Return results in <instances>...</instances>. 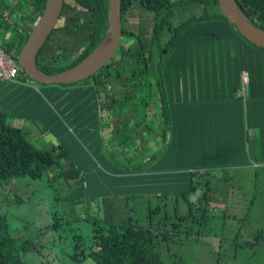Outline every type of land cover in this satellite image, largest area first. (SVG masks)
Here are the masks:
<instances>
[{
    "label": "trees",
    "instance_id": "1",
    "mask_svg": "<svg viewBox=\"0 0 264 264\" xmlns=\"http://www.w3.org/2000/svg\"><path fill=\"white\" fill-rule=\"evenodd\" d=\"M24 1L22 16H28V21L35 25L46 0ZM235 1L250 22L264 30V0ZM135 5L151 14L140 18L148 25L151 23L148 35L144 32L149 29L141 34V29L137 33L125 25L126 14ZM197 7L203 11L173 21L176 10ZM120 10V55L115 54L83 81H108L113 73L122 88L101 100L107 117L105 124L116 121L125 126L128 121H136L133 131L155 134L163 147L149 155V159L126 168L122 163L112 164L98 148L93 155L100 165H111L119 173L169 172L166 178L174 180L173 185L180 181L179 189H184L182 195L188 207V212L178 219L184 222L196 216L197 223L203 224L217 192L228 179L229 169L264 163V47L249 41L230 23L218 0H121ZM107 28L108 0H64L56 25L38 51L37 67L53 74L76 65L100 43ZM31 30L32 27L25 33L17 31L13 39L21 44L15 54L3 48L16 61ZM130 36L136 40L128 43ZM69 42L75 43L78 53L70 63L58 64L65 57L59 49ZM124 55L134 66L122 76L124 73L115 65ZM243 72L247 76L245 88ZM18 76L29 78L23 70ZM50 86L59 89L58 85ZM87 88L95 99V90ZM131 93L137 99L133 105H129ZM93 102L97 103L96 99ZM150 104L153 109H146ZM98 113L96 120L100 121ZM147 122H157V132L148 133ZM66 123L69 125L70 121ZM56 150L30 141L24 130L7 122V113L0 109V180L25 175L41 178L60 167L57 156L62 155V149L59 153ZM63 170L60 176L65 180L80 178L82 172L72 164ZM50 177L55 176L51 173ZM201 183L202 190L192 201L189 191ZM150 193L124 195L129 198ZM177 226L173 223L171 228ZM172 231L163 228L154 232L147 225L133 223L129 217L127 223L94 227L89 249L80 248L79 252L90 256L95 264H184L180 259L165 262L156 250L158 236L167 239ZM30 247L28 239L10 234L6 218L0 215V264H27L20 252Z\"/></svg>",
    "mask_w": 264,
    "mask_h": 264
},
{
    "label": "rangeland",
    "instance_id": "2",
    "mask_svg": "<svg viewBox=\"0 0 264 264\" xmlns=\"http://www.w3.org/2000/svg\"><path fill=\"white\" fill-rule=\"evenodd\" d=\"M25 7L24 3L19 5L21 10ZM196 11L202 12V7L176 10L174 13L176 18L173 21L176 22L177 18L184 19L192 13H197ZM126 15L125 25L129 29L137 33H140L141 29V34L149 29V32L145 31L144 34L150 33L151 23L148 25L145 19L142 21L140 19L151 15L144 7L135 5ZM135 40L136 38L130 36L128 43ZM75 50L76 45L71 42L64 49H59L62 51L60 54L65 57L61 58L58 64L70 63L78 53ZM11 53L15 54L14 51ZM116 66L124 73L121 75L125 76L134 65L130 63L128 56L124 55ZM111 69L115 70L113 67ZM108 78V81L104 82L81 80L52 84L58 85L59 89L66 88L60 96L68 95L66 101L72 100L76 94L81 96L78 100L80 103L87 99L89 93L85 92L84 88L91 86L95 90L97 94L95 111H99L102 131L100 140L92 146L82 141L77 131L74 132L67 126L66 121L69 118L56 109L55 116L66 130L59 135L53 129H46L45 122H38L37 126L40 129L45 128L42 137L45 143L37 138L39 131L31 120L24 121L11 116L7 118L11 125L22 128L27 138L37 146L50 150L55 147L56 153H59L60 149L65 152V156L60 154L57 156L60 167L43 174L41 178L25 175L0 180V215L6 218L12 236L31 242L28 250L20 252L21 258L27 264H39L43 261L56 264H95L90 256L79 252L80 248L89 249L93 228L97 225L107 227L111 223H121L119 217H113V221L109 218L103 219L102 201L108 196H114V193L104 192L105 189H109L105 184L108 182L106 178L100 179V175L95 174L93 170L94 174L88 179L90 185L86 189L82 187L80 178L65 180L60 176L66 167H70L71 164L77 166L82 162L86 168L92 170L90 166L93 163L97 172L98 170L104 172L105 169L93 155L96 148L112 164L122 163L126 168L129 164L139 162L142 146L148 144L146 143L148 141L144 143L142 141L144 135L137 133L135 129L133 131L132 126L136 121H128L124 123L125 126L116 121H112L110 126L105 124L107 117L105 109L101 107V100L107 99L110 94L122 88L113 73ZM36 85L40 87L42 83ZM132 94L129 96V105L137 102ZM151 105L145 108L153 109ZM125 113L127 117L129 112ZM57 120L55 118L54 122ZM113 122L116 123L114 127ZM147 124L148 133L157 132L160 127L157 122ZM258 164L229 169L228 179L217 192V197L208 209V220L203 224L197 223L196 216L188 217L184 222L178 219V216L188 212L182 195L184 189H179L182 186L180 181H176V188L173 185L157 194L151 192L127 198L128 216L133 223L147 225L154 232L162 231L163 228L173 230L169 238L163 239L160 234L157 239L156 250L165 262L180 259L184 264H264V166L263 163ZM51 173L54 174V178L50 177ZM168 181L174 184V180ZM202 186L201 183L189 191L188 197L192 201L196 199ZM90 188L101 190L91 196L87 194ZM127 193L139 194L138 191L132 190ZM124 207V203L120 204L118 211H123ZM125 221L129 222V218L123 220L127 223ZM173 223L178 224L177 229L171 228Z\"/></svg>",
    "mask_w": 264,
    "mask_h": 264
},
{
    "label": "crops",
    "instance_id": "3",
    "mask_svg": "<svg viewBox=\"0 0 264 264\" xmlns=\"http://www.w3.org/2000/svg\"><path fill=\"white\" fill-rule=\"evenodd\" d=\"M22 3L25 4V1L0 0V45L4 49H8L10 52H16L19 50L21 42H18V39H13L17 31L25 33L31 27L33 30L37 23L36 22L35 25H33L31 21H28V16H22L23 11L19 8V5ZM65 90L66 88L54 89V87L47 84H42L39 87L34 81H30V79L28 80L23 76H18L15 81L0 82V109L7 113V118L8 116H11L20 118L24 121L31 120L34 123L33 126L39 131L37 138H39L42 143H45L42 139L45 128L53 129L59 135H62L63 131L66 130L64 125H62L55 116V107L53 105L55 103L59 112L65 113L69 118L68 120L70 123L67 126L72 128L74 132L77 131V135L82 137V141L90 143L91 145L95 144L100 140L102 127L100 121L96 120V103L93 102L95 99L92 94H89L90 89L84 88V91L89 93L87 99L81 103L78 102L81 98L78 94H76L72 100L68 101H66L68 95H62V97H60ZM55 118L57 120L56 123L54 122ZM38 122H45L44 125L46 126L43 130L37 126ZM113 127L111 126V129ZM142 135H144L142 140L143 143L148 141L146 142L148 144L142 146L143 151L140 153L141 158L139 161L149 159V155L154 152L156 153V151L163 147L160 138L155 134L150 135L144 132ZM61 152L62 156H65L63 149ZM102 165L105 169L104 172H100L99 170L97 172V170L94 169L93 163L90 166L93 168L92 170L86 168L87 166L83 162L77 164V167H79L85 175L84 177L87 185H82V187L86 189L90 185L88 180L89 176L94 174V172L95 174L100 175V179L103 177L108 180L105 184L109 189H105L104 192L114 193V196H108L102 201L104 211L103 219L109 218L113 221V217H119L121 223H124L123 220L129 218L126 203L127 198L124 193H127L130 190L138 191L139 193L147 191L157 194V192H161L164 188L173 186V184H171L166 178V176H169V172L167 171L146 172L143 170L141 172L119 173L111 165ZM98 182V185H100L101 181L99 180ZM99 190L101 189L98 188L97 190L96 188H90L87 190V194L92 196ZM123 203L125 206L123 211H118L120 209V204Z\"/></svg>",
    "mask_w": 264,
    "mask_h": 264
},
{
    "label": "water",
    "instance_id": "4",
    "mask_svg": "<svg viewBox=\"0 0 264 264\" xmlns=\"http://www.w3.org/2000/svg\"><path fill=\"white\" fill-rule=\"evenodd\" d=\"M221 12L249 41L264 47V30L253 25L235 0H218ZM64 0H46L43 12L23 44L17 63L34 82L47 85L81 81L103 67L116 53L121 42V0H108V28L104 38L82 61L61 72L46 74L36 64L39 49L56 25ZM245 88V85H244Z\"/></svg>",
    "mask_w": 264,
    "mask_h": 264
},
{
    "label": "built area",
    "instance_id": "5",
    "mask_svg": "<svg viewBox=\"0 0 264 264\" xmlns=\"http://www.w3.org/2000/svg\"><path fill=\"white\" fill-rule=\"evenodd\" d=\"M21 67L18 65L17 61L8 54L3 47L0 45V82L1 81H15L17 76L21 71ZM247 76L246 73L243 72V88L246 84ZM255 166H258V163H254ZM264 166V163L262 164ZM202 172V170H200ZM84 173L81 172L80 177L82 179V185L86 186L87 182L84 177Z\"/></svg>",
    "mask_w": 264,
    "mask_h": 264
}]
</instances>
